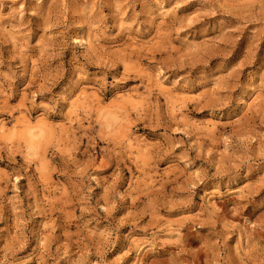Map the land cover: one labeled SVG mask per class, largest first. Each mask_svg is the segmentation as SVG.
I'll use <instances>...</instances> for the list:
<instances>
[{
	"label": "rangeland",
	"instance_id": "1",
	"mask_svg": "<svg viewBox=\"0 0 264 264\" xmlns=\"http://www.w3.org/2000/svg\"><path fill=\"white\" fill-rule=\"evenodd\" d=\"M0 264H264V0H0Z\"/></svg>",
	"mask_w": 264,
	"mask_h": 264
}]
</instances>
